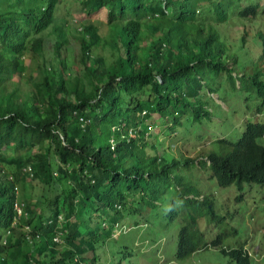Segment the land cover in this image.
<instances>
[{
  "label": "trees",
  "instance_id": "1",
  "mask_svg": "<svg viewBox=\"0 0 264 264\" xmlns=\"http://www.w3.org/2000/svg\"><path fill=\"white\" fill-rule=\"evenodd\" d=\"M64 1L0 0V264H157L158 252L179 264L209 252L253 264L242 246L221 247L235 231L206 239L228 216L194 181L240 198L246 186L264 191V32L248 45L245 31L237 47L220 32L232 16L255 24L264 0H75L86 19L105 12L116 52L109 65L93 60L104 39L86 23L75 31L80 74L61 54ZM30 55L41 57L36 79L25 74ZM238 95L251 117L229 137ZM167 125L192 142L205 127L226 136L175 156L162 130L150 132ZM27 180L46 194L35 209L17 203Z\"/></svg>",
  "mask_w": 264,
  "mask_h": 264
},
{
  "label": "rangeland",
  "instance_id": "2",
  "mask_svg": "<svg viewBox=\"0 0 264 264\" xmlns=\"http://www.w3.org/2000/svg\"><path fill=\"white\" fill-rule=\"evenodd\" d=\"M63 12V13H62ZM60 16H62L65 21H67V35L66 36V46L61 50L62 57L68 63H72L71 65V73L80 74L83 67L79 63V51H80V34L75 32L76 30H80L82 26H85L86 23L88 25L94 26L98 31L99 37L103 38L104 41L96 44V47L92 48L91 57L94 58H102L104 62L109 65L116 57V52H113L114 49L111 46L113 42V34L110 32L111 29L106 26V15L103 12L100 15L93 16L89 19H86L84 14L80 12L79 4L75 0H65L64 6ZM232 22L224 25V27L220 28V32L222 38L226 44L232 43L233 45H239V40L244 36V32L248 31L249 35L245 41L247 44H251V42L256 41L259 43L258 39H255L253 35L257 32H264V13H261L260 17L257 19L255 24L251 22H244L242 20L236 19L235 16H232ZM47 45L43 54V58L48 60L52 58L53 55V45L56 41L55 37H50V35L46 36ZM110 42L111 45H106L104 42ZM41 63L40 56L30 55L25 58L24 65L26 66V76H32L33 78H37L38 75V67ZM16 83V82H15ZM21 92L29 91V86L23 82H17ZM244 95H238L237 97L230 98L233 102L238 101L240 109L238 112H234L231 114V118L228 122V130L231 135L229 137H233L235 134L240 136L242 133L241 125L242 120L246 117L250 118L251 113H244L242 102L244 99ZM222 109L225 108L224 104H220ZM234 110H232L233 112ZM239 123V130L236 131V126ZM170 125H167L165 128L162 127H154L151 129V133H155L158 130H162L161 134L164 135L165 145L169 147V149L173 152L175 156L179 155V152H182L185 156H191L195 153L196 150H201L205 145H210L217 138H222L226 136L225 128L219 130L214 128L207 129L203 128V132L200 134L203 135L202 142H192L189 138L190 136L186 135L183 132L181 135L177 137H173L170 133ZM210 133L211 140L207 141ZM156 134V133H155ZM169 134V136H167ZM233 134V135H232ZM162 135H160V139H163ZM169 140H174L171 144ZM261 145L264 146V139L260 141ZM210 151L214 148L213 146H209ZM194 156V155H193ZM7 170L13 174L16 172L14 166L9 165ZM194 183L199 187L202 191V195H209L214 202L216 209L218 208L220 211V215L228 216V220L225 219L223 223L218 225L212 224L210 229L206 233L205 237L207 240L214 241L218 234H224L225 232L235 231L236 233H232L233 235L229 236L231 239H226L224 241V245L221 247L224 248H238L242 246L244 250L249 254V257L254 260L256 264H264V191L260 189L258 186H246L242 190L243 196L240 198L241 193L236 188H230L227 190L220 189L217 187L214 181H206V177H195ZM17 196H18V206H21L20 200L27 199L32 204L33 209L37 206H40L45 201L46 194L42 193V187L38 182H31L27 180L24 185H20L17 188ZM52 196V195H51ZM50 196V197H51ZM53 197V196H52ZM237 200V201H236ZM40 208V207H39ZM38 212L39 209H38ZM21 215V214H20ZM176 233V232H175ZM58 241V239H56ZM163 242V240H162ZM164 241L163 243H167ZM140 243V241L138 242ZM228 243V244H227ZM167 249V248H166ZM164 247V250H166ZM146 250V249H144ZM146 254V253H145ZM159 257H157V264H179L177 262H172V260L166 257L163 253H157ZM194 259L198 261V259H202L203 262H196ZM194 260V261H193ZM193 260H189L183 264H222V258H218L216 256H212L209 253H203L193 258ZM159 261V262H158Z\"/></svg>",
  "mask_w": 264,
  "mask_h": 264
},
{
  "label": "clouds",
  "instance_id": "3",
  "mask_svg": "<svg viewBox=\"0 0 264 264\" xmlns=\"http://www.w3.org/2000/svg\"><path fill=\"white\" fill-rule=\"evenodd\" d=\"M245 251V250H244ZM246 252V251H245ZM247 253V252H246ZM247 255H248V257H249V254L247 253ZM250 258V257H249ZM250 260L253 262V264H256V263H254V260H252L251 258H250Z\"/></svg>",
  "mask_w": 264,
  "mask_h": 264
},
{
  "label": "built area",
  "instance_id": "4",
  "mask_svg": "<svg viewBox=\"0 0 264 264\" xmlns=\"http://www.w3.org/2000/svg\"><path fill=\"white\" fill-rule=\"evenodd\" d=\"M18 211V214L20 215L21 214V211L20 210H17Z\"/></svg>",
  "mask_w": 264,
  "mask_h": 264
}]
</instances>
